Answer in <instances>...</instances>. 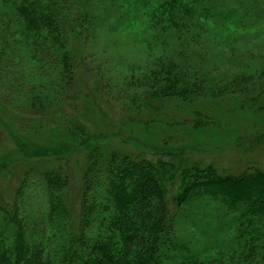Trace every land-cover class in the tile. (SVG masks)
Listing matches in <instances>:
<instances>
[{"label":"trees","instance_id":"16d2710c","mask_svg":"<svg viewBox=\"0 0 264 264\" xmlns=\"http://www.w3.org/2000/svg\"><path fill=\"white\" fill-rule=\"evenodd\" d=\"M108 7L148 44L147 61L122 68L96 48ZM258 29L264 0H0V134L15 154H0V175L23 164L0 189V264H264V169L185 157L179 127L213 121L169 116V100L264 110V52L247 46L229 71L208 65L220 51L242 57L237 42ZM117 109L128 115L118 130L87 116L114 121ZM137 124L169 136L139 152L115 143ZM213 209L231 216L234 243L203 254L180 239L177 218L190 230L198 217L213 224Z\"/></svg>","mask_w":264,"mask_h":264},{"label":"rangeland","instance_id":"374dc122","mask_svg":"<svg viewBox=\"0 0 264 264\" xmlns=\"http://www.w3.org/2000/svg\"><path fill=\"white\" fill-rule=\"evenodd\" d=\"M102 15V25L96 37L98 44L95 45L96 48L100 49V53L106 58L108 57V61L111 64L114 63L122 68L123 66L127 67L147 61L148 44L141 42L140 34L135 33V30H133L134 25L122 26L123 21L120 20V14L110 7ZM259 32L258 29L253 35H244L237 42L238 50H236L240 52L239 50L242 49L240 53L243 54L242 57L238 53L235 56L227 55L220 51L217 52L220 58H215L214 54V58L208 62V65L217 64L218 67H221L220 69H225L226 71L239 68L246 60V56L244 57L242 52L247 50V46H250L253 52L256 53L255 56H258L259 52H264V33L259 34ZM252 39L253 43L248 45ZM169 102L174 104L173 108L170 109L169 116L182 117L184 114L192 113V117L195 118L194 111H199L211 117L213 121L211 124L199 127H195L194 123L179 127L180 132L174 137L181 139L183 144L188 146L183 154L185 157L201 163L213 162L219 168L234 173L241 172L248 167L264 169V110H241L238 106L236 107L237 103L230 98L206 99L195 104H188L178 100H169ZM194 107L195 110L193 109ZM87 116L93 127L100 130H118L123 127V122L128 115L117 109L114 111V121H108L102 113H88ZM183 119L181 118V121ZM166 130L167 128L163 124L148 126L141 124L128 125V128L122 129V137H116L114 141L119 144L120 138H124L128 140L131 148L139 152L141 149L139 146L143 148H152L156 145L162 146V140L169 136ZM33 136L34 134H32ZM11 142L12 139L7 129H3L0 134L1 156L7 154H10V156L15 155L14 151H12L13 145ZM11 162L13 161L9 163ZM22 168L23 164L14 162L11 164L10 170L12 175H0V189L6 195L15 185ZM201 204L202 202L193 204L192 210L198 213V209L202 207ZM214 213L213 224L206 217H198L201 221H196V224L192 222L190 230L186 229V227L189 226L187 223L191 219L181 221L178 216L177 227L180 239L189 240L192 246L203 254L208 250L210 251L211 246L215 244H233L235 230L231 216L221 213V211L218 214L215 211Z\"/></svg>","mask_w":264,"mask_h":264}]
</instances>
